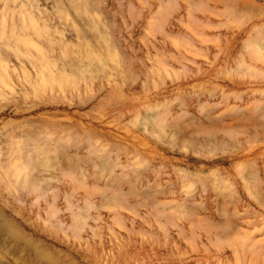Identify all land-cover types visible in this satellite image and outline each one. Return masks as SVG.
<instances>
[{
  "label": "rangeland",
  "instance_id": "obj_1",
  "mask_svg": "<svg viewBox=\"0 0 264 264\" xmlns=\"http://www.w3.org/2000/svg\"><path fill=\"white\" fill-rule=\"evenodd\" d=\"M0 264H264V0H0Z\"/></svg>",
  "mask_w": 264,
  "mask_h": 264
}]
</instances>
